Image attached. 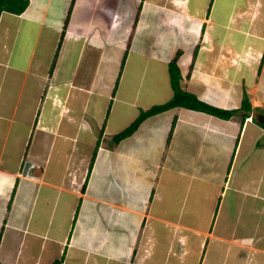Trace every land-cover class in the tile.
<instances>
[{"label": "crops", "instance_id": "0c3cea01", "mask_svg": "<svg viewBox=\"0 0 264 264\" xmlns=\"http://www.w3.org/2000/svg\"><path fill=\"white\" fill-rule=\"evenodd\" d=\"M181 1L0 14L1 264H264V0ZM176 54L233 114L174 106L116 141L172 98Z\"/></svg>", "mask_w": 264, "mask_h": 264}, {"label": "trees", "instance_id": "16d2710c", "mask_svg": "<svg viewBox=\"0 0 264 264\" xmlns=\"http://www.w3.org/2000/svg\"><path fill=\"white\" fill-rule=\"evenodd\" d=\"M26 6H27V0H0V14L4 11L20 14L21 12L25 10ZM178 54H176V57H174L170 61V67H169L171 80H172V87L174 91L172 98L168 102L162 105L152 107L146 112L142 113L140 117L135 119L126 129H124L118 135H116L115 137L116 141L131 134L132 131L136 129L140 121L146 116L150 114H154L156 112L163 111L165 109H168L174 106L175 107L183 106V107H187L190 109L201 110V111L215 114L223 118L230 117L233 114V110H225V109H220V108H217L211 105H207L202 100L198 99L195 94L190 93L188 91H184L180 87L179 85L180 71L178 69L177 59H176ZM247 104H248L247 97L245 96L243 100V105L247 107ZM52 264H60V262L55 261Z\"/></svg>", "mask_w": 264, "mask_h": 264}, {"label": "built area", "instance_id": "2783aa9c", "mask_svg": "<svg viewBox=\"0 0 264 264\" xmlns=\"http://www.w3.org/2000/svg\"><path fill=\"white\" fill-rule=\"evenodd\" d=\"M173 2H174L175 5H178V6H181L182 5V1L181 0H173ZM249 52L250 51L248 50V54H246V55L236 54L234 56H231L230 62L232 64H234L235 66L240 65L241 63L246 62L245 60L247 58H252L253 57L252 55H250Z\"/></svg>", "mask_w": 264, "mask_h": 264}, {"label": "water", "instance_id": "95a60500", "mask_svg": "<svg viewBox=\"0 0 264 264\" xmlns=\"http://www.w3.org/2000/svg\"><path fill=\"white\" fill-rule=\"evenodd\" d=\"M257 119L264 125V114H259Z\"/></svg>", "mask_w": 264, "mask_h": 264}, {"label": "rangeland", "instance_id": "374dc122", "mask_svg": "<svg viewBox=\"0 0 264 264\" xmlns=\"http://www.w3.org/2000/svg\"><path fill=\"white\" fill-rule=\"evenodd\" d=\"M143 21H146L147 23L149 22V19H147L145 16H144V18H143ZM153 21H154V19H152V21H151V25H153ZM155 24V23H154ZM154 26V25H153Z\"/></svg>", "mask_w": 264, "mask_h": 264}]
</instances>
